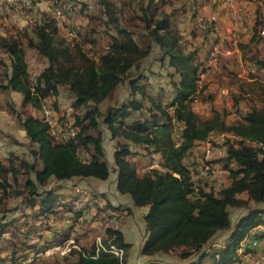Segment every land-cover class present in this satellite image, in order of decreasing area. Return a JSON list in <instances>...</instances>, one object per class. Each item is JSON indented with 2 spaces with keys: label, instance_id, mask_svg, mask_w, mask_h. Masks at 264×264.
I'll return each mask as SVG.
<instances>
[{
  "label": "trees",
  "instance_id": "1",
  "mask_svg": "<svg viewBox=\"0 0 264 264\" xmlns=\"http://www.w3.org/2000/svg\"><path fill=\"white\" fill-rule=\"evenodd\" d=\"M186 1L190 13L198 11L192 9L194 0ZM151 3L148 0L143 7L141 20L160 53V62L152 63L165 70L163 76L171 88L170 99L163 87L155 90L150 80L154 71L144 69L151 45L141 47L136 42L134 33L121 26L116 8L108 0H102L100 14L109 39L96 28H90L80 39L69 36L74 37L69 41L51 12H40L39 18L17 36L0 37V48L10 60L8 67L0 59V89L21 94L19 110L12 105L9 110L17 116L33 145L31 161L13 154L7 162L0 159V238L7 244L5 248L10 249V264H18L30 250L39 249L25 242L38 229L31 220L47 218L56 205L73 213L70 226L83 216L82 206L74 207V201L68 202L54 188L44 186L50 177L57 184L73 177L101 180L108 177L110 167L102 143V125L110 138L116 140L113 160L117 190L128 194L134 206L148 207L143 216L142 254L162 255L160 261L168 264H176L177 259L183 264H233L245 235L255 225L264 223V97L260 105L251 104L244 112L236 109L234 118L216 109L208 116L198 114L192 102L203 89L199 48H185L173 10L160 9L163 3L159 0ZM259 23L255 22L248 43H239V47L248 70L264 73V59L255 54L247 58L244 53L246 47H255L261 40ZM213 25L214 21L201 29L207 33ZM87 44L89 49H84ZM26 47L33 48L47 61L45 68L34 75L28 69ZM260 83L264 87V82ZM126 84L128 95L116 101L115 92ZM60 87L71 93L70 116L59 105ZM108 99L114 102L100 112L98 104ZM45 107L55 113L60 125L71 124L74 133L66 137L53 134L45 119ZM80 108H84L81 114L76 112ZM33 110L41 114L36 116ZM212 134L226 137L223 142L226 153L221 162L230 182L219 190L205 188L200 177L193 179L186 161L193 146ZM131 144L140 152L132 150ZM149 153L159 156L160 167L139 172L134 157ZM20 176L24 177L22 188ZM10 191L16 197L27 193L22 206H6ZM23 206L30 211L24 212ZM18 210L21 213L15 215ZM68 233L65 230L61 235ZM97 235L104 247L121 248L122 255L102 248L97 252ZM218 235L223 240L214 246L212 240ZM77 237L76 247L65 254H55L58 259L51 264H129L131 244L114 225L102 222L87 245L77 246ZM46 257L49 256L43 255L36 262Z\"/></svg>",
  "mask_w": 264,
  "mask_h": 264
},
{
  "label": "crops",
  "instance_id": "2",
  "mask_svg": "<svg viewBox=\"0 0 264 264\" xmlns=\"http://www.w3.org/2000/svg\"><path fill=\"white\" fill-rule=\"evenodd\" d=\"M33 1V10L35 11V15L37 13V18H39L40 12H51L52 13V4L51 0H32ZM91 1V0H89ZM95 1V0H93ZM97 2H101V0H96ZM264 2L263 0H202L203 6L202 12L205 19L209 17H214V30L211 31L208 37L214 38L217 43L214 45H218L220 52L224 53V55L231 54L232 51H236L239 58L237 61L242 66V63L245 64V60L242 59V49L239 47V43L247 44L251 38L252 30L255 22H252V18L254 16V11L256 7H259L257 3ZM16 3V2H14ZM166 7V11L173 10L176 17V26L183 33L185 38L191 39L190 29L186 26L188 24L193 23V18H190L191 15L196 16V13L189 12V5L186 0H168V2L164 3ZM163 4V5H164ZM169 4V5H168ZM11 2L7 0H0V37L9 35L7 33V29H14L12 33L17 36L22 28L28 23L26 18L19 19L17 22L11 18H7L5 16V12H8L10 8ZM200 8V9H201ZM199 9V11H200ZM257 11V10H256ZM53 14V13H52ZM237 14V17L234 16ZM200 14H198L199 16ZM196 19V18H195ZM243 20V23L242 21ZM242 24L246 25V30L244 32L241 31V28L244 27ZM59 26V24H58ZM260 26V24H259ZM237 27L240 29L241 34L238 36L237 40L230 43H223L228 40V34L230 30ZM264 31V29H262ZM11 32V31H10ZM19 32V33H18ZM31 36V34H30ZM262 37V36H261ZM226 39V40H225ZM264 37L257 43H264ZM192 41V40H191ZM256 44V45H257ZM228 45L233 49L226 48ZM207 43L204 41V44L199 49V54L201 59L204 57V53L201 52L203 47H206ZM251 46V45H250ZM30 48V47H29ZM186 48V47H185ZM33 51L34 56L38 58L41 57L38 55L33 48H30ZM187 49V48H186ZM0 59L7 63L8 67L10 64L9 56L6 52H4L0 48ZM26 62L28 65V69L30 74L34 75L40 71H42L47 65L46 59L41 57L39 61L36 63H32L30 58L26 57ZM246 65V64H245ZM246 68L248 66L246 65ZM145 70H152L154 73L151 75V82L153 83L155 90L158 87H163L167 91V96L170 99V92H168L171 88L169 84H167V77H164L165 70L160 68L156 63L145 64ZM148 72V71H147ZM146 72V73H147ZM161 75H159V73ZM201 76H204V73H201ZM1 79V78H0ZM161 79V80H160ZM160 80V81H159ZM248 80H252V78H248ZM163 81V82H162ZM5 82V81H4ZM213 84L209 85L212 86ZM61 88H59L58 102L61 104L60 95ZM125 96L128 95L127 84L124 87ZM206 85L204 84L201 93H199L192 102V107L195 110H198V114H202L208 116L212 109L218 110L215 107L216 103L221 102L220 91L217 96L213 99H208L206 103H202L201 98L205 92ZM118 90L115 92L114 97L121 96V94H117ZM71 96V94H70ZM7 98L6 104H4V108H0V129L8 130L10 132L13 129L14 119H17L15 114H13L9 110V106L12 103L16 109L19 108L22 96L19 92L13 90L1 91L0 89V100L1 98ZM122 100V99H120ZM205 101V99H204ZM105 102H107L105 100ZM104 103V101L102 102ZM102 103H99L98 106H101ZM235 102H231V105H234ZM3 104V103H1ZM1 106V105H0ZM6 106V108H5ZM18 106V107H17ZM235 109H239L240 112H244L248 109V107L242 106L239 102L236 103ZM61 107V106H60ZM46 108V107H45ZM44 108V109H45ZM195 110V111H196ZM44 111V110H43ZM34 115H40L41 111L33 110ZM55 113L51 110V117L54 118ZM236 117V114L232 116V118ZM55 119V118H54ZM17 121V120H16ZM21 126V130H17L19 133H22L23 136L27 139L29 143L28 154L25 156L21 153V151H16L15 149H10L13 144H6L5 141L0 139V159H3L4 162H7V158L10 154L16 155L19 158L26 159L28 161L32 160L31 149L32 146L29 142V139L26 136L25 130ZM103 126V148L106 156V161L108 166L110 167L109 175L106 179L101 180L95 177H73L72 179H68L57 184L54 177H50L48 183L45 188H54L55 193L58 195H63L65 200L68 202L74 201V207H83V216L79 218V220L75 221L73 226L72 224V212L64 211L61 205H56L53 209L54 212L49 213L47 218H43L40 216L39 218L31 220L32 225L38 227L37 231L31 232L28 235V239L25 240L27 244H33L35 247L39 249H43L42 247L45 244L46 248L55 244L63 243L64 241L74 240L75 237L79 240L81 245H87V243L91 242L93 236L99 228H97L98 224L105 225L112 224L116 228H118L124 237V240L131 244L127 262L129 264H168L163 260L162 255L159 256H149L141 253L142 245L145 239V224L143 216L147 210V206H134L131 198L128 194H122L117 190V172L115 170L113 153L116 146V140L110 138V134L106 127ZM214 135L219 136V139H222L224 134H212L204 141L197 142L196 145L193 146L191 154L186 158L188 165H191L194 170L198 173L202 169L205 163L210 162L212 167L214 168V173L212 175H199L201 179V183L205 188H213L214 190H219L222 187H225L229 184L230 179L228 177V171L223 168L221 158L225 156L226 147L224 145L216 146L212 143L211 139H213ZM228 135V134H226ZM105 138L108 139L110 143L106 145ZM110 139V140H109ZM218 141V139H217ZM219 142V141H218ZM213 144V145H212ZM130 148L132 150H139L136 148V145L131 144ZM209 152L207 153V150ZM140 151V150H139ZM135 158V157H134ZM209 173V172H208ZM211 173V172H210ZM31 178L34 179V175H31ZM52 184V185H51ZM219 186V187H218ZM63 199H61V202ZM110 204L113 207H107ZM24 212L28 213L30 211L29 208L23 206ZM99 209V210H98ZM21 213V210H18L15 215ZM85 219V222L82 220ZM79 221L82 223L80 224ZM47 223V226L45 225ZM65 230H69L67 236H62V232ZM78 232V233H77ZM86 232L87 235L84 234ZM77 233V235H76ZM255 232H251L254 234ZM6 236V235H5ZM56 237V239H55ZM51 239H55L54 242L49 243ZM222 235H218L213 239V245H220L222 242ZM48 242V243H47ZM6 244V242H5ZM7 245V244H6ZM45 249V247H44ZM38 250L32 249L30 250ZM29 252V253H30ZM27 253V255L29 254ZM46 256H50L53 254H43ZM42 255V256H43ZM262 255L264 256L263 248H253L249 246V244L244 245V252H238L237 260L234 261L233 264H251V259L255 256ZM10 256V249L4 248V251L0 250V264H10L8 261V257ZM3 258V259H2ZM176 264H183L182 260H175Z\"/></svg>",
  "mask_w": 264,
  "mask_h": 264
},
{
  "label": "rangeland",
  "instance_id": "3",
  "mask_svg": "<svg viewBox=\"0 0 264 264\" xmlns=\"http://www.w3.org/2000/svg\"><path fill=\"white\" fill-rule=\"evenodd\" d=\"M76 1V7L73 10L72 15L68 19L60 20L58 21L59 27L61 28V32L63 35H65V28L67 26H76L78 28V33L75 34V39H80L81 35H85L87 31H89L90 28H96V31L100 32L102 36H105L109 39V35L104 30L102 23V16L100 14V11L103 7H100L102 5L101 2H97L96 0L89 1V0H75ZM109 2L114 5L116 8L117 16L119 19V22L121 26H126L130 31L134 33V38L136 42L141 46L145 47L147 45H151V53L145 60V64H150L154 60H157L160 58L159 51L157 52V48L154 46L152 39L148 36L147 30L143 27V21L141 20L142 15L144 14L143 7L147 3L148 0H108ZM163 4L168 2V0H159ZM264 1V0H263ZM12 5H10V8L8 9V12H5V16L7 18H11L17 22L19 19L26 18L27 24L24 26H29L37 17V13L35 15V11L32 7H27L25 4H23L21 1H16L14 3L13 1H10ZM31 4H33V1L30 0ZM152 2V3H151ZM158 2V0H157ZM150 3L153 5V0H150ZM162 6L160 5V9H163L165 7V4ZM257 3L259 7L255 8L254 16L252 18L253 21L260 22L259 28L262 30L264 29V2ZM169 5V4H168ZM203 6V3L201 7ZM200 7V8H201ZM257 10V11H256ZM157 11H160L159 8H157ZM197 12V13H196ZM196 16L191 15L190 18H193V23L188 24L186 27L190 29L191 39L185 38L183 36L182 43L185 45V47L188 49H193L195 47L201 48V46L204 44V41L207 43L206 47H203L201 52L204 53V57L201 60V67L199 68L204 73V76L200 75V84L204 87V84L206 85V88L204 89L205 92L202 95L201 102L206 103L208 99H213L215 97H218L217 94L220 91L221 94L219 100L221 99V102L216 103L215 107L218 108V110L222 113H224L228 118H232V116L235 113V106L231 105V102H239L244 107H249L252 105H260V102L262 98L264 97V87L262 86V83L264 82V73L258 69H255L254 71H249L248 68H246V65L242 63V66L239 64L237 59L239 56L237 55L236 51H232L231 54L224 55L222 52L217 53V58L215 60H209L208 54L214 43H217L214 38L208 37L209 33L214 30V27H212V30L207 31V33L202 31L198 24H197V17L203 15L202 8L200 11H196ZM91 17V18H89ZM196 18V19H195ZM212 19L207 18L206 21L210 23ZM243 23V20H241ZM215 23V22H214ZM92 25V26H91ZM246 27V25L242 24ZM23 27V28H24ZM22 28V30H23ZM247 28V27H246ZM14 29L8 28L7 33L10 34L13 32ZM11 31V32H10ZM231 32L235 33V36H230L228 34V40L230 41H224L223 43H232L233 41L237 40L238 36L241 34L240 29L237 27L233 28V30H230ZM19 33V32H18ZM207 35H206V34ZM261 36V35H260ZM264 37V33L262 34V38ZM67 38H69V41L74 39V37H69L67 35ZM192 40V41H191ZM264 41V40H263ZM24 44L25 41L23 40ZM226 48L232 49L230 45H228ZM84 49H89V45L87 44L84 46ZM221 51V49H219ZM233 50V49H232ZM26 57L30 58L32 63H36L39 61V58L34 56L33 51L26 47L25 49ZM244 53L246 54V57L249 58L250 56H254L252 54H255L258 57H261L264 59V43L262 42L254 46H248L244 49ZM1 56V54H0ZM2 60V59H1ZM7 64V63H6ZM158 65V63H156ZM247 64V62H246ZM253 76V77H252ZM1 78V75H0ZM248 78H252L255 81L248 80ZM161 80V79H160ZM159 80V81H160ZM163 82V81H162ZM258 82V83H257ZM213 84L209 87V85ZM125 85H121L118 89L117 94L119 98H115V100H120L125 97ZM70 92L66 89V87L61 88V95H60V101H61V109L64 110L68 116L71 115L72 109L70 106L71 103V96ZM205 99V101H204ZM7 98L3 97L0 100V108H4V104H6ZM114 102L113 99H108L107 102L104 101L102 105L99 107L100 112H103L105 110V107L107 104ZM3 103V104H1ZM14 106L12 103L10 104ZM18 107V106H17ZM6 108V106H5ZM20 108V106H19ZM18 108V110H19ZM7 109V108H6ZM196 110V109H195ZM84 111V108L78 109L76 112H80V114ZM198 112V110H196ZM200 114V113H199ZM204 113L200 114L202 116ZM236 114V113H235ZM17 118V116H15ZM17 120V121H16ZM13 129L10 132L8 130H1L0 129V139L5 141L6 144H10V142L13 144L10 149H15L16 151H21V153L25 156L28 154V148L29 143L27 139L23 136L22 133H19L17 130H21V126L19 123L18 118L14 119L13 122ZM219 136L214 135L213 139H211L212 143H214L216 146L223 145L224 140L226 139L225 136H223L222 139L218 138ZM218 139V141H217ZM110 140V139H109ZM106 145H109L107 143H110L107 138H105ZM213 145V144H212ZM140 152V151H139ZM145 156V155H144ZM142 156V157H144ZM140 158L138 156L135 157V164L136 167H138V163L143 158ZM138 169V168H137ZM139 172H143L140 169H138ZM214 172L205 173L204 175H212ZM20 179V188L24 186V177H19ZM52 185V184H51ZM219 187V186H218ZM11 195L7 198L6 206L14 208L15 206H22L25 196L27 193L22 194L21 196H13L14 193L12 191ZM81 224L82 222L79 221ZM6 233L5 235H7ZM85 235L86 232H84ZM3 238V237H1ZM0 238V250L4 251V248L6 246L5 242L2 241ZM81 245L79 242L77 246ZM55 254H60V252H55L53 255H50L49 257L43 258V260H39L36 262V264H51L54 261L58 259V257H54ZM65 254V253H64Z\"/></svg>",
  "mask_w": 264,
  "mask_h": 264
},
{
  "label": "built area",
  "instance_id": "4",
  "mask_svg": "<svg viewBox=\"0 0 264 264\" xmlns=\"http://www.w3.org/2000/svg\"><path fill=\"white\" fill-rule=\"evenodd\" d=\"M7 1H21L23 4H25L27 7H32V4L30 0H7ZM52 4V13L57 19V21L68 19L72 13L74 8L76 7V1L75 0H51ZM202 5L201 0H194L192 3V9L193 10H199ZM235 17H237V14H234ZM212 19L210 22L215 21L214 17H210ZM207 21L204 17L198 16L197 17V24L200 28H206ZM78 28L76 26H67L65 28V32L68 36H74L76 34V30ZM246 30V27H242L241 31L244 32ZM260 33L263 34L264 31L260 30ZM230 36H235L234 32H229ZM220 52L218 45H213L212 48L209 51L208 58L209 60H215L217 58V53ZM45 119L51 124L52 126V133L58 134L61 133L62 137H66L69 134L74 133V127L71 124H66L65 127L60 125L56 119L51 117V110L49 108L44 109ZM209 152V149L207 150V153ZM138 169L141 171H145L152 168H159L161 165V160L158 155L155 153H149L146 156L143 157L142 160L138 163ZM190 176L195 179L198 178L199 175L205 174L208 172H214V168L212 167V164L210 162L205 163L202 167V169L199 171V173L193 169L191 165L188 166ZM97 228H101V224L97 225ZM251 232H255L254 234H251ZM96 242L97 247L96 251L100 248H102L104 251L112 253L117 256H121L123 250L121 248H118L114 245H110L109 247H104L101 243V237L100 235L96 236ZM249 244V246L253 248H263L264 249V223H259L255 225L249 232L245 235L243 240L240 243V246L238 248V252L243 253L244 252V245ZM72 247H76L74 240H68L64 241L63 243L55 244L50 247H47L45 249H38L31 251L27 256H25L23 259L19 261L18 264H33L36 262L43 254H53L55 252H60L61 254H64L68 252ZM96 252V253H97ZM251 264H264V256H255L251 259Z\"/></svg>",
  "mask_w": 264,
  "mask_h": 264
}]
</instances>
